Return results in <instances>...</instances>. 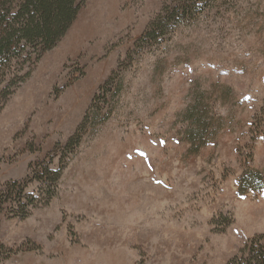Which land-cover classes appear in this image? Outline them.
<instances>
[{"label": "rangeland", "instance_id": "374dc122", "mask_svg": "<svg viewBox=\"0 0 264 264\" xmlns=\"http://www.w3.org/2000/svg\"><path fill=\"white\" fill-rule=\"evenodd\" d=\"M177 2L86 0L9 96L0 192L36 193L43 164L60 176L27 216L0 212V264H227L264 250V0H206L152 38Z\"/></svg>", "mask_w": 264, "mask_h": 264}, {"label": "trees", "instance_id": "16d2710c", "mask_svg": "<svg viewBox=\"0 0 264 264\" xmlns=\"http://www.w3.org/2000/svg\"><path fill=\"white\" fill-rule=\"evenodd\" d=\"M85 1L0 0V110L29 75L32 65L65 35ZM177 1L155 20V27L149 32L152 38L163 36L171 26L194 17L206 0ZM59 176L60 169L43 164L33 176L40 184L36 193H24L20 182L7 184L6 190L0 192V212L10 205L11 215L27 216L38 204L49 202ZM255 248L251 246L252 251ZM227 264H264V250Z\"/></svg>", "mask_w": 264, "mask_h": 264}]
</instances>
